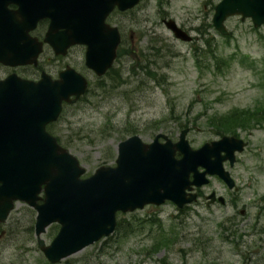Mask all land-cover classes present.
Returning a JSON list of instances; mask_svg holds the SVG:
<instances>
[{
	"label": "rangeland",
	"instance_id": "1",
	"mask_svg": "<svg viewBox=\"0 0 264 264\" xmlns=\"http://www.w3.org/2000/svg\"><path fill=\"white\" fill-rule=\"evenodd\" d=\"M216 2L141 0L113 12L107 21L118 26L121 41L102 76L84 66L81 46L60 57L48 47L39 64L53 77L68 64L89 81L86 93L64 104L50 125L85 168L84 176L100 165H114L117 143L132 134L150 142L161 132L176 141L188 128L186 138L197 148L235 133L247 143L234 165L225 161L224 167L238 190H228L216 176L201 188L231 198L233 205H206L201 196L182 209L165 201L117 212L113 233L49 263L36 242L35 210L17 201L0 223V264H249L250 250L264 253V245H250L256 237L249 234V198L264 194V24L252 29L250 21L230 17L225 23L232 37L221 35L211 21ZM165 17L196 39H176L162 23ZM11 71L23 77L39 73L30 65H0V78ZM234 113L243 114L233 128L224 122ZM57 228L47 227L46 243Z\"/></svg>",
	"mask_w": 264,
	"mask_h": 264
},
{
	"label": "water",
	"instance_id": "2",
	"mask_svg": "<svg viewBox=\"0 0 264 264\" xmlns=\"http://www.w3.org/2000/svg\"><path fill=\"white\" fill-rule=\"evenodd\" d=\"M137 2L0 0V63L35 65L42 43L29 32L47 18L43 40L61 54L72 44H85V64L100 76L111 66L120 40L117 28L105 19L115 6L125 10ZM9 4L16 7L8 8ZM238 13L252 16L254 25H260L264 0H222L216 5L213 24L225 33L223 20ZM164 23L175 37L191 39L174 20ZM86 87V78L70 66L55 79L44 71L38 80L14 72L0 79V222L15 199L34 207L38 246L50 262L112 232L117 210L160 204L165 199L181 207L195 198L186 189L206 183L207 173L218 174L232 186L222 161L232 163L234 151L243 149L241 140L226 136L192 149L185 139L187 129L176 142L157 133L145 143L134 134L117 144L115 166L101 165L89 177L80 178L84 168L46 131V124L57 119L63 101L74 103ZM160 137L165 141L160 142ZM177 151L180 157L175 156ZM199 166L204 170L199 171ZM53 221L60 228L46 245L40 234Z\"/></svg>",
	"mask_w": 264,
	"mask_h": 264
},
{
	"label": "flooded vegetation",
	"instance_id": "3",
	"mask_svg": "<svg viewBox=\"0 0 264 264\" xmlns=\"http://www.w3.org/2000/svg\"><path fill=\"white\" fill-rule=\"evenodd\" d=\"M237 17L240 21H245V19H242L240 16ZM247 21L249 23V18L247 19ZM251 28L254 29L252 26ZM38 34L40 35L41 31H39ZM234 190H238V188ZM201 192L202 196L205 198L206 194L202 190ZM252 194H256L255 189H252ZM227 202H231V205H233L234 203L231 198L225 200V203ZM214 204H218L217 199L210 205ZM250 220H252L253 222L249 224V234L256 237V240H254L250 245H264V194H261L260 197H258L256 200L249 198V221ZM249 254H252V256L249 257V264H264V253L262 254L257 251V249H253L249 251Z\"/></svg>",
	"mask_w": 264,
	"mask_h": 264
},
{
	"label": "trees",
	"instance_id": "4",
	"mask_svg": "<svg viewBox=\"0 0 264 264\" xmlns=\"http://www.w3.org/2000/svg\"><path fill=\"white\" fill-rule=\"evenodd\" d=\"M45 22H46V20H43V21H41V25H44L45 24ZM143 67V66H142ZM150 74H152V73H150ZM239 117V116H238ZM238 117L237 118H233V119H230V120H225V122L224 123H232L233 121H237L236 119H238Z\"/></svg>",
	"mask_w": 264,
	"mask_h": 264
}]
</instances>
